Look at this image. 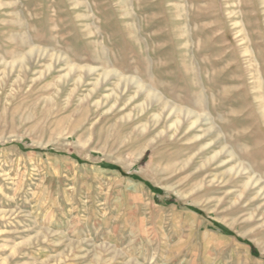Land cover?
Instances as JSON below:
<instances>
[{"label": "rangeland", "instance_id": "374dc122", "mask_svg": "<svg viewBox=\"0 0 264 264\" xmlns=\"http://www.w3.org/2000/svg\"><path fill=\"white\" fill-rule=\"evenodd\" d=\"M0 264H264V0H0Z\"/></svg>", "mask_w": 264, "mask_h": 264}]
</instances>
